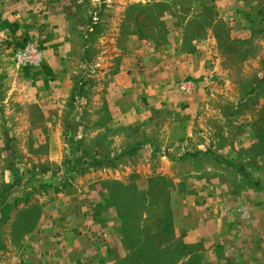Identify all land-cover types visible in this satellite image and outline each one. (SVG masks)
Segmentation results:
<instances>
[{
  "label": "rangeland",
  "instance_id": "374dc122",
  "mask_svg": "<svg viewBox=\"0 0 264 264\" xmlns=\"http://www.w3.org/2000/svg\"><path fill=\"white\" fill-rule=\"evenodd\" d=\"M253 194L264 0H0V264H264Z\"/></svg>",
  "mask_w": 264,
  "mask_h": 264
},
{
  "label": "crops",
  "instance_id": "0c3cea01",
  "mask_svg": "<svg viewBox=\"0 0 264 264\" xmlns=\"http://www.w3.org/2000/svg\"><path fill=\"white\" fill-rule=\"evenodd\" d=\"M245 199V198H244ZM249 200L238 201L239 205L250 206V213H247L249 222L240 219L238 215H229L220 210L219 214H212L207 219L211 220L214 226L213 235L216 244L229 248L232 245L240 246L242 251H248L251 247L252 251L259 245L261 237H264V230H261V224L264 223V203L260 201V197L255 194L248 198ZM222 203H226L223 201ZM206 218H198L192 228H189L187 234V242L197 241L194 236L199 235L202 239L206 238L202 230L205 228ZM193 221V219H187Z\"/></svg>",
  "mask_w": 264,
  "mask_h": 264
},
{
  "label": "trees",
  "instance_id": "16d2710c",
  "mask_svg": "<svg viewBox=\"0 0 264 264\" xmlns=\"http://www.w3.org/2000/svg\"><path fill=\"white\" fill-rule=\"evenodd\" d=\"M207 9H208V8H206V11H208ZM165 227L167 228V230L169 231V234L171 235V233H172V230H171V229H172V228L169 230L170 224L167 223ZM170 235H169V236H170ZM154 237H155V234H154ZM149 251H150V252H154V253L157 254L158 249L155 248V249H152V250H149Z\"/></svg>",
  "mask_w": 264,
  "mask_h": 264
}]
</instances>
